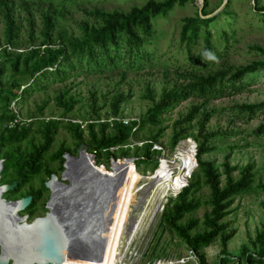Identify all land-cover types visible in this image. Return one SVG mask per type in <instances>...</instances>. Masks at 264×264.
Wrapping results in <instances>:
<instances>
[{
  "label": "rangeland",
  "instance_id": "374dc122",
  "mask_svg": "<svg viewBox=\"0 0 264 264\" xmlns=\"http://www.w3.org/2000/svg\"><path fill=\"white\" fill-rule=\"evenodd\" d=\"M148 1L150 0H6L7 10L0 2V69L3 70V84L10 82L13 77L10 61L13 56H25L31 51L41 54L47 47L58 48L68 38H81L85 25L100 27V20L93 17V14L128 13L132 8L143 7ZM203 11L209 14L207 17L216 16L209 26L212 49L207 57L202 56L204 33L194 42H185L181 37L184 20L194 18ZM6 12H9L14 26L18 28L17 38L12 45L8 43L6 36ZM47 17H50L53 24L50 41L45 37ZM152 23L153 34L142 49L143 57L138 62L135 58L119 59L115 65L108 66H88L72 62L64 67V77L39 79V86L28 93L22 92L25 86L20 85L18 98L12 101L11 108L21 126L30 128L27 139L19 144L21 151L30 150L32 145L42 143L40 123L49 120H57L59 123L41 171L16 195L5 193L2 196L6 201L12 202L26 197L31 191L41 190L37 202L19 213L20 217L28 216V223L44 217L48 212L46 204L50 192L43 190V185L50 179L49 173L60 177L64 170L62 163L52 161L51 157L61 147L69 149L73 156H78L77 142L68 130V122L80 125L83 144L86 145L90 142L86 128L91 123H96L94 132L98 133L101 124L112 120L139 122L153 106V101L147 97L149 93L155 102L164 91L177 90L188 94L187 86L195 82L194 77L211 75L230 67L247 66L253 62H264V55L255 49H264V0H186L183 4L175 3L169 12L153 19ZM235 86L238 89L225 86L214 97L189 95L160 117L159 126H142L125 145L111 148L110 152L115 154L116 160L102 152L95 164L101 175L111 178L113 182H117L115 165L123 166L124 159H131L133 167L141 175L148 176L165 166L176 168L180 164L176 154L180 153L181 147H194L196 154L197 138L202 128L203 131L214 134L209 140L213 151L204 155L203 160L213 162L220 174L223 173L221 165L227 156L231 165L238 167L233 174L235 178L239 177L240 170L247 164L254 166V183L251 189L233 198L229 215L223 220L227 224L226 232L235 231V235L227 243L225 257L221 258L222 245L219 237L208 247L194 251L167 227L165 215L171 206L169 201L179 193L169 192L159 194L160 198L156 195L152 200L139 228L141 233L138 231L125 248L127 251L126 254L124 252L123 264H177L185 258L189 260L185 264H246L243 247L249 253L257 254L259 248L252 241L264 222V134H258L257 129L264 123V108H257L254 114H249L241 107L259 106L264 102V68L248 75ZM119 95L123 101L119 106V114L114 117L112 102ZM60 97L64 101L74 102L69 113L59 105ZM193 107L199 108L198 114L191 123L181 125V128L187 129V137L171 150L174 132L181 129L176 124ZM205 114L209 115V119L204 123ZM1 131L2 127L0 133ZM110 132L111 130L106 131ZM147 143L151 144V151L157 153L147 159L148 164L136 166V160L144 157L142 146ZM122 152H127V158H122ZM91 155H94L93 152L87 156ZM193 173L200 183L189 198L198 201L201 206L186 214L180 221L184 225L190 219L199 220L200 223L191 234L204 231L201 221L210 211L207 204L210 191L202 185L203 179L196 170V164L189 171V181ZM2 176V185L13 179L10 171ZM221 184L224 185V176ZM148 185L149 182L143 181L139 187L147 188ZM143 215L144 212L141 217Z\"/></svg>",
  "mask_w": 264,
  "mask_h": 264
},
{
  "label": "trees",
  "instance_id": "16d2710c",
  "mask_svg": "<svg viewBox=\"0 0 264 264\" xmlns=\"http://www.w3.org/2000/svg\"><path fill=\"white\" fill-rule=\"evenodd\" d=\"M185 1L164 0L156 2L150 0L143 7L132 8L128 13H95L93 17L100 20L101 26L89 27L85 25L81 38H68L59 44L58 48L47 47L41 54L38 51H31L25 56L22 54L13 56L10 61L14 74L10 82L5 85L1 79L3 70L0 69V127H2L0 159L3 161L0 183L3 181V173L6 174L10 171L13 179L8 184L15 181L18 183L13 191L8 192L10 195H16L34 175L41 171L43 160L51 148L59 124L57 120L40 123L39 134L42 143L32 145L30 150L21 151L19 144L27 139L30 128L21 126L11 108L12 101L18 98L20 85L25 86L22 92L28 93L39 86V79H47L50 76L64 77V67L71 65L72 62L88 66L92 64L108 66L115 65L119 59L135 58L136 62L140 61L143 57L142 49L153 34V19L165 15L175 3L183 4ZM0 2L7 10L6 0H0ZM208 15L203 11L194 18H186L181 31V37L185 42H194L199 39L201 33H204L203 57H207L212 49V35L209 26L216 19V16L207 17ZM5 22L7 41L12 45L14 39L17 38L18 28L14 26L9 12H6ZM44 28L45 37L50 41V31L53 29L50 17L46 18ZM255 49L264 55V49L260 47H255ZM263 68L264 62H253L247 66L230 67L225 71L211 75L194 77L195 82L187 86L189 88L188 94L179 93L177 90L164 91L157 102L149 93L147 97L153 101V106L139 122L132 120L125 124L123 121L112 120L101 124L98 133L94 132L96 123L89 124L86 129L90 142L86 144L88 147L86 152L88 154L93 152L94 154L91 163L97 164L102 152H105L110 159L116 160L115 154L110 152L111 148L125 145L142 126H159L161 124L160 117L179 102L186 100L189 95L207 98L218 95L225 86L238 89L235 85H239L245 77L253 75ZM229 74L230 76L227 78ZM122 101L121 95L114 98L112 102L114 117L119 114V106ZM58 103L65 109L66 113H69L74 105L72 100L64 101L62 97L58 99ZM241 108L249 114H254L257 108H264V102L259 106L244 105ZM198 112L199 108L193 107L189 114L176 126L181 128L183 123H191ZM208 119L209 115L205 114L204 123ZM68 130L76 140L77 148L84 143L83 130L80 129L79 124L68 122ZM107 130H111V132L106 133ZM257 133L264 134V123L257 129ZM214 136L212 133L203 131L202 128L199 132V138H197L195 154L196 170L203 179L202 185L210 191V199L207 201L210 211L204 215L201 221L204 231L191 234L200 223L198 219H190L184 225L180 224L186 214L194 212L201 206L198 201L189 198L200 183L199 178L194 177V173L183 190L181 189L174 199H170L171 206L165 215V223L178 239L194 251L208 247L219 237L222 245V258L225 257L228 241L235 235V231L226 232L227 224L223 220L229 215L233 198L251 189L254 183V166L247 164L240 170L239 177L235 178L233 174L238 170V167L232 166L229 162V156H227L221 165L223 173L220 174L213 162L203 160L204 155L213 151V147L209 145V140ZM186 137L187 129L181 128L179 131H175L171 141V150ZM142 147L144 157L136 160V166L148 164L147 159L154 157L157 153L154 150L151 151V144L149 143ZM5 148H9V150H5ZM65 153L71 154L69 149L61 147L51 157V160H58L62 163ZM121 156L123 159L127 158V152H122ZM51 174L49 173L50 177ZM222 176H224V185L221 184ZM43 190H47L45 184ZM40 195L41 190L31 191L27 194V196H32L31 207L37 202ZM262 205L264 207V203ZM252 243L254 246L257 245L259 249L257 254L253 255L245 247L242 248L246 264H264V222Z\"/></svg>",
  "mask_w": 264,
  "mask_h": 264
},
{
  "label": "bare ground",
  "instance_id": "6f19581e",
  "mask_svg": "<svg viewBox=\"0 0 264 264\" xmlns=\"http://www.w3.org/2000/svg\"><path fill=\"white\" fill-rule=\"evenodd\" d=\"M186 146L181 147L179 149L180 153L176 154V159L180 161L176 168L165 166L157 173L148 176L141 175L131 162L124 161V167L116 164L114 169L117 182L101 175L95 165L91 163L92 156L82 155L79 161V169H76L77 174L69 177L73 183V188L88 189L87 191L91 192V197L87 201L89 204H86V196L84 195L85 198L80 201L83 205H81V208H77V212L80 214L79 216L86 215L89 221L94 219L93 215L99 217L100 220L103 219L102 224L104 221H108V217H111V221L104 228L94 227L93 233H91L92 237L95 236L96 244L103 245L100 254L87 259L66 260L64 264H123L125 251H127L125 248L137 235L147 210L156 195L159 197V194L165 195L169 192L177 194L188 184L189 171L196 164V161L195 148ZM143 181L149 182L147 188L139 187ZM53 191L54 198H56L59 193L56 189H53ZM64 192L65 197H70L72 194L69 189ZM60 203L62 205H55L53 209L59 207L63 209L64 204ZM138 211H141L139 215L137 214ZM143 212L144 215L141 217ZM1 214L7 217L9 221L10 219H12V222L16 221L11 207L0 208ZM9 221L7 220V222ZM9 223L12 224L11 221ZM10 228L14 229L13 226H10Z\"/></svg>",
  "mask_w": 264,
  "mask_h": 264
},
{
  "label": "water",
  "instance_id": "95a60500",
  "mask_svg": "<svg viewBox=\"0 0 264 264\" xmlns=\"http://www.w3.org/2000/svg\"><path fill=\"white\" fill-rule=\"evenodd\" d=\"M87 149L85 144H80L77 149L78 156H72L69 153L63 155L65 162L61 176L58 177L53 173L50 179L45 182V187L50 192V198L46 204L48 212L44 217L36 218L30 223H28L27 215L20 217L19 213L30 206L32 196L8 202L2 196L13 191L18 183L16 181L3 185L0 183V208L11 207L16 217L14 222L10 219L12 223L10 224L7 217L3 214L0 215V253H4L6 247L4 238L6 236L14 237L17 241L7 250L6 254H0V264H64L66 260L87 259L100 254L103 245L96 244L95 236L92 237L91 233L96 226L104 228L110 223L111 217H108V221L106 220L102 224L103 219H98L99 217L96 215H93L94 219L90 221L87 220L86 215L79 216L77 208H81L83 205L80 201L85 198V195V202H87L91 197V192L87 191L88 189L73 188L69 177L77 174L76 169H79V161L82 155L87 154ZM123 161L131 162L132 160L124 159ZM2 169L3 161L0 159V173ZM53 189L59 193L56 198H54ZM66 189L72 191L70 197H65ZM73 195L74 197H72ZM60 202L64 204L63 209L59 207L54 210V206H59ZM10 226H13L14 229H11ZM7 229L8 231H6Z\"/></svg>",
  "mask_w": 264,
  "mask_h": 264
},
{
  "label": "snow or ice",
  "instance_id": "6c2138e0",
  "mask_svg": "<svg viewBox=\"0 0 264 264\" xmlns=\"http://www.w3.org/2000/svg\"><path fill=\"white\" fill-rule=\"evenodd\" d=\"M4 239L6 241V247H5L4 253H0V254H6L7 250L17 243L16 238L14 237L6 236Z\"/></svg>",
  "mask_w": 264,
  "mask_h": 264
},
{
  "label": "built area",
  "instance_id": "2783aa9c",
  "mask_svg": "<svg viewBox=\"0 0 264 264\" xmlns=\"http://www.w3.org/2000/svg\"><path fill=\"white\" fill-rule=\"evenodd\" d=\"M119 121V120H118ZM125 124H127L129 121H123ZM93 158H94V155H91ZM186 261H189V260H186V258L185 259H182V260H180L179 261V263H177V264H185L186 263Z\"/></svg>",
  "mask_w": 264,
  "mask_h": 264
},
{
  "label": "flooded vegetation",
  "instance_id": "af4514ba",
  "mask_svg": "<svg viewBox=\"0 0 264 264\" xmlns=\"http://www.w3.org/2000/svg\"><path fill=\"white\" fill-rule=\"evenodd\" d=\"M77 149H78V148H77ZM76 152H77V150H76ZM70 155H72V154H70ZM72 156H73V155H72ZM64 162H65V160H64V158H63L62 166H63ZM63 168H64V167H63Z\"/></svg>",
  "mask_w": 264,
  "mask_h": 264
}]
</instances>
